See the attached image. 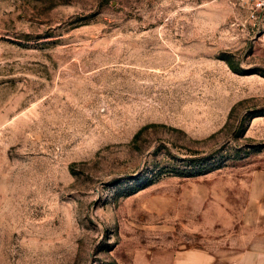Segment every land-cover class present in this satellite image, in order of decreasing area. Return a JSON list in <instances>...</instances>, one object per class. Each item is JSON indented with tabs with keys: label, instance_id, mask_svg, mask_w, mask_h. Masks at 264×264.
<instances>
[{
	"label": "rangeland",
	"instance_id": "rangeland-1",
	"mask_svg": "<svg viewBox=\"0 0 264 264\" xmlns=\"http://www.w3.org/2000/svg\"><path fill=\"white\" fill-rule=\"evenodd\" d=\"M166 232L264 246V22L242 0H0V264H130Z\"/></svg>",
	"mask_w": 264,
	"mask_h": 264
},
{
	"label": "crops",
	"instance_id": "crops-1",
	"mask_svg": "<svg viewBox=\"0 0 264 264\" xmlns=\"http://www.w3.org/2000/svg\"><path fill=\"white\" fill-rule=\"evenodd\" d=\"M201 224L193 228L192 233L187 237H197L204 241L212 240V236H217L220 242L232 239L224 228L218 230L216 225L210 227L204 223ZM175 239L177 240H170L166 232L161 235V243L158 244L156 240L141 249L130 250V264H264L263 245L250 248H237L230 245L222 249H213L203 244L186 247L181 244L184 238Z\"/></svg>",
	"mask_w": 264,
	"mask_h": 264
},
{
	"label": "built area",
	"instance_id": "built-area-1",
	"mask_svg": "<svg viewBox=\"0 0 264 264\" xmlns=\"http://www.w3.org/2000/svg\"><path fill=\"white\" fill-rule=\"evenodd\" d=\"M251 18L257 22H264V0H242Z\"/></svg>",
	"mask_w": 264,
	"mask_h": 264
},
{
	"label": "trees",
	"instance_id": "trees-1",
	"mask_svg": "<svg viewBox=\"0 0 264 264\" xmlns=\"http://www.w3.org/2000/svg\"><path fill=\"white\" fill-rule=\"evenodd\" d=\"M217 169H219V168H216V167H214V168H212V169H209V170H203V171H201L200 173H196V175L195 176H201V175H204V174H208V173H211V172H213V171H215V170H217ZM180 177H186V176H184V175H180ZM192 177V176H191ZM153 185V183L152 184H148L145 188H147V187H149V186H152ZM144 188V189H145ZM143 190V189H142Z\"/></svg>",
	"mask_w": 264,
	"mask_h": 264
}]
</instances>
